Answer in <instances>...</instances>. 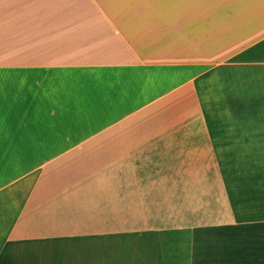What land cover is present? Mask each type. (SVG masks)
<instances>
[{
	"label": "crops",
	"instance_id": "0c3cea01",
	"mask_svg": "<svg viewBox=\"0 0 264 264\" xmlns=\"http://www.w3.org/2000/svg\"><path fill=\"white\" fill-rule=\"evenodd\" d=\"M0 264H264V0H0Z\"/></svg>",
	"mask_w": 264,
	"mask_h": 264
}]
</instances>
